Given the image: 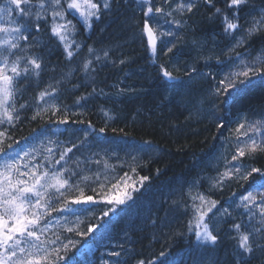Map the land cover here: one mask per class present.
<instances>
[{"label": "trees", "instance_id": "trees-1", "mask_svg": "<svg viewBox=\"0 0 264 264\" xmlns=\"http://www.w3.org/2000/svg\"><path fill=\"white\" fill-rule=\"evenodd\" d=\"M160 4L161 0H152L153 9ZM253 5L259 10L264 6V0H250L249 5L241 11L242 29L248 27L254 18H259L255 12L250 15ZM217 7L225 8L224 0H218ZM211 11L201 3L192 14H177L175 19L186 21L179 28L166 22L172 19L170 17L158 18L162 25L161 31H173L175 36H162L163 42H158L157 51L153 54L142 31V12L133 0H120L118 9L113 5L112 14L95 22L88 32L80 27V34L75 39L83 48L70 64L65 61L62 48L58 49L55 44L51 45L50 52L46 50L43 53L47 67L40 87L29 88L24 99H34L45 85H55L63 73L82 66L83 61L89 58L88 46L96 49L101 56L103 50L110 52L107 66L95 75L98 89L109 91V86H112L111 92L115 93V85L121 84L125 89L133 90L123 97L121 103L96 97L81 107L76 104V99L90 92L91 86L74 90L73 85L84 83L86 79L90 81L91 75L86 78L85 73L76 71L70 81H65L59 89L58 101L54 102L61 105V110L56 116H52L49 110L32 120L35 109L21 112V122L9 132L12 137L9 142L19 141L20 147L39 148L42 143L46 145L48 139L71 146V143L84 140V132L87 130L88 142L94 145L93 151L99 154L94 159L101 160V182L106 187L102 190L99 183L89 182L86 195H93L94 199L102 201L103 194L111 184L125 173L129 177L128 183L139 189H128L132 199L107 217L103 216V211L109 206L103 202L93 206V211L82 215L79 221L75 216L68 217L70 226L80 231L86 232L89 226L96 225L93 233L83 237L74 232H63L62 238L67 237L65 243L68 239L76 242V246L70 247L66 254L68 264H104L105 261L116 264L118 259L127 261V264H136L139 259L153 258H158L157 264H197V261L200 264H211L216 255H219L221 261L226 256L228 260L232 259V244L226 232L232 223L241 220L243 209H237L230 197L235 192L238 200L248 184L235 179L226 181L222 188H214L212 184L218 174L225 170V159L231 161L235 152L234 130L237 123L245 117L255 122L264 113V80L252 78L251 84L240 86L242 91L231 107L221 105L223 97L213 95L219 81L232 69V65L219 64L217 59L223 61L228 55H234L228 49L235 40L223 34L219 18L208 19ZM152 23L155 27V22ZM241 35L243 31L236 34L237 38ZM167 41H172L176 48L173 53L166 55L167 47L172 46L165 43ZM251 43L249 62L255 60L264 48V26L259 36L251 38ZM205 59L207 64L204 63ZM119 60H125V63L121 65ZM161 65L174 76L180 77L184 86L170 88L169 85L174 82L162 76ZM191 67L211 75H193V79L189 80L184 72ZM189 91L194 93L193 104L185 106L181 103L177 106L175 102L169 103L166 99L172 96L179 100L181 95ZM103 109L113 118H106ZM65 113L69 123L59 124L58 121L64 118ZM221 122H227L220 130L222 135L217 130V124ZM89 123L91 128H88ZM101 128L105 129L103 133L99 131ZM45 129L48 130L45 136H40V132ZM146 140L151 142L147 151H136L132 147ZM13 147H16L15 143ZM104 160L110 166L106 174L116 179L104 181ZM243 163L248 171L251 167L264 168V153H257L255 158L246 156ZM68 166L74 167L71 160ZM91 168L92 172L86 174L94 176L97 171L95 163ZM142 176L149 179L141 186L139 180ZM253 176L257 181L260 179L256 174ZM77 180L79 177L74 178L73 182ZM93 187L96 193L92 192ZM190 190L193 194L200 192L219 201L218 207L221 209L231 205L232 217L227 218V223H221L219 213L213 218L215 229H223L215 249L203 247L194 234L187 231L189 215L185 214L184 205L190 203ZM52 215L55 218L57 213ZM53 230L62 231L58 226ZM255 243L264 244V235L257 237ZM121 244L125 250L121 257L108 255L111 251H120ZM161 251L165 256L159 255ZM204 253L207 258L201 259ZM247 261L248 264H264V251L256 250Z\"/></svg>", "mask_w": 264, "mask_h": 264}, {"label": "snow or ice", "instance_id": "snow-or-ice-1", "mask_svg": "<svg viewBox=\"0 0 264 264\" xmlns=\"http://www.w3.org/2000/svg\"><path fill=\"white\" fill-rule=\"evenodd\" d=\"M133 2L143 14L142 31L153 54L157 51L158 42H163L162 36H175L173 31H161L162 25L158 18L170 17L172 19L166 22L179 28L186 21L175 19L177 14H192L201 3L213 10L208 19L219 18L223 34L235 40L228 49L234 55H228L223 61L217 59L219 64L232 65V69L219 81L213 92V95L223 97L221 105L231 107L242 91L240 86L251 84L252 78L264 80V67L258 66L264 65V48L259 51L255 60L248 61L252 49L251 38L259 36L260 29L264 26V6L257 10L253 5L250 15L255 12L259 18H254L248 27L242 29L240 13L249 5L250 0H224L225 8L217 7L218 0H161V4L154 9L152 0ZM119 3L120 0H0V264H68L66 254L70 247L76 246V242L68 239L65 243L67 237L62 238L63 232H74L75 235L83 237L96 229V225H91L86 232L80 231L70 226L68 217L75 216L79 221L82 215L93 211V206L101 202L109 206L103 211V216L107 217L132 199L128 189L139 190L128 183L127 173L119 179L109 177L106 172L110 166L104 160V181L116 179V182L103 194L102 201L94 199L93 195H86L89 182L99 183L102 190L106 187L101 182V160L94 159L99 154L93 151L94 145L88 142L87 130L84 132V140L71 143V146L51 139H48L46 145L42 143L39 148L20 147L19 141L9 142L12 141L9 132L21 122V112L35 109L32 120L49 110L52 116L60 112L61 105L54 101H58L60 87L65 81H70L76 71L85 73L86 78L91 75L90 81L86 79L84 83L73 85L74 90L91 86L90 92L77 97L78 106L84 107L96 97L121 103L123 97L133 91L125 89L121 84L115 85V93L111 92L112 86H109V91L98 89L95 75L107 66L110 52L103 50L101 56L96 49L88 46L89 58L83 61L82 66L63 73L55 81V85H45L36 93L34 99H24L29 88L40 87L47 67L43 53L46 50L50 52L51 45L55 44L58 49L62 48L65 61L70 64L83 48L75 39L80 34V27L88 32L95 22L112 14L113 5L118 9ZM152 22H155V27ZM241 31L243 35L237 38L236 34ZM45 36L47 39H44ZM165 43L172 45L167 47L165 54L173 53L176 45L172 41ZM237 48L244 50L236 51ZM33 49L40 51L35 52ZM112 63L115 65L116 62ZM119 63L122 65L125 60H119ZM204 63L207 64V59ZM160 72L166 80L174 82L169 85L170 88L184 86L181 78L174 76L165 66L161 65ZM184 75L191 80L193 75L208 76L211 73H200L195 67H191ZM193 96L194 93L189 91L181 95L179 100L172 96L166 99L169 103L175 102L177 106L181 103L187 106L195 102ZM103 112L106 118H113L106 109ZM58 123H69L66 113ZM226 124L227 122L217 124L218 132ZM91 127L89 123L88 128ZM47 131L45 129L39 135L45 136ZM99 131L103 133L105 129L101 128ZM234 131L235 152L231 161L225 159V170L214 179L212 187L222 188L226 181L235 179L247 183L248 188L239 195L238 200L235 192L230 197L237 209H243L240 213L241 220L232 223L226 232L232 244V259L228 260L226 256L221 261L219 255H216L211 264H248L247 258L256 250L264 251V244L255 243L257 237L264 235V168L251 167L248 171L243 163L246 156L255 158L257 153H264V113L255 122L245 117L242 122L237 123ZM24 139L27 141L28 138ZM13 143L16 147H13ZM132 147L136 151H147L151 142L146 140ZM38 156L42 158L37 159ZM70 160L74 167L68 166ZM93 163L97 166L94 176L86 174L92 172ZM253 174L260 179L257 181ZM76 177L79 180L74 183ZM148 179L146 176L140 177L141 186ZM96 191L93 187L92 192ZM189 201L190 203L184 205L185 214L189 215L187 231L193 233L203 247L215 249L223 229H215L213 218L219 213L221 223H227V218L232 217L231 205L221 209L218 207L219 201L200 192L193 194L191 190ZM53 213H57L55 218ZM56 226L62 231H54ZM119 247L120 251H111L108 255L121 257L125 251L124 245ZM159 255L163 257L165 253L161 251ZM205 258L206 253L202 254L201 259ZM157 259H139L136 264H157ZM104 264L108 262L105 261ZM116 264H127V261L118 259Z\"/></svg>", "mask_w": 264, "mask_h": 264}, {"label": "water", "instance_id": "water-1", "mask_svg": "<svg viewBox=\"0 0 264 264\" xmlns=\"http://www.w3.org/2000/svg\"><path fill=\"white\" fill-rule=\"evenodd\" d=\"M145 36V35H144ZM146 37V36H145ZM146 41H147V38H146ZM148 45V44H147ZM149 47V46H148Z\"/></svg>", "mask_w": 264, "mask_h": 264}]
</instances>
